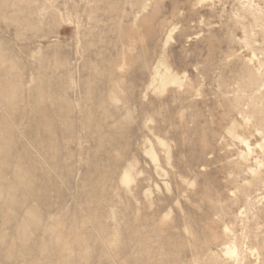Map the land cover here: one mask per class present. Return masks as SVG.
Listing matches in <instances>:
<instances>
[{
    "label": "rangeland",
    "instance_id": "obj_1",
    "mask_svg": "<svg viewBox=\"0 0 264 264\" xmlns=\"http://www.w3.org/2000/svg\"><path fill=\"white\" fill-rule=\"evenodd\" d=\"M256 262L264 0H0V264Z\"/></svg>",
    "mask_w": 264,
    "mask_h": 264
},
{
    "label": "bare ground",
    "instance_id": "obj_2",
    "mask_svg": "<svg viewBox=\"0 0 264 264\" xmlns=\"http://www.w3.org/2000/svg\"><path fill=\"white\" fill-rule=\"evenodd\" d=\"M199 3H200V2H199ZM201 3H202V2H201ZM146 8H147V7H146ZM146 8H145V9H146ZM171 29H175V26H174V28L172 27ZM170 31H171V30L168 31V33H167L168 35L171 34ZM173 31H174V30H173ZM175 31H176V30H175ZM168 35H166V37H167ZM199 35H200V34H199ZM196 37H197V36H196ZM167 38L170 39V35H169ZM167 38H166V39H167ZM171 40H172V39H170V41H171ZM166 45H167V44H166ZM173 75H174V74H172L170 71H167V72H166V75L163 76V79H164V80H167L168 77L173 76ZM174 76H175V75H174ZM169 80H170V79H169ZM173 80H174V81H171V85H173V84L175 85V83H179V85H180L181 82H178V80L175 81L176 79H173ZM180 81H181V80H180ZM176 85H177V84H176ZM179 87H180V86H179ZM231 131H232V129H231ZM231 131H229V133H231ZM234 135H235V134H234ZM236 138H237V137H236ZM245 141H247V140H245ZM245 141L243 142V144L245 145L246 150H247V152H248V150L250 151V147H249L248 143L245 142ZM259 147H260V145H259ZM261 149H262V148H261ZM243 156H244V155H243ZM124 182H127V183L129 182V178H128V176L125 177ZM224 229H225V228H224ZM231 246H232V245H231ZM233 246H234V245H233ZM225 248H226V247H225ZM226 249H227V248H226ZM230 249H231V247H230ZM230 249H228L226 253H224V252H223V253H224V254L233 255L236 249H234V247H233L232 251H231ZM249 252H250V251H249ZM223 253H222V254H223ZM258 253H259V252H258ZM255 255H256V254H255ZM254 261H255V260H254ZM256 263H257V262H256ZM256 263H255V264H256ZM257 264H258V263H257Z\"/></svg>",
    "mask_w": 264,
    "mask_h": 264
},
{
    "label": "crops",
    "instance_id": "obj_3",
    "mask_svg": "<svg viewBox=\"0 0 264 264\" xmlns=\"http://www.w3.org/2000/svg\"><path fill=\"white\" fill-rule=\"evenodd\" d=\"M160 64L158 63V66H159ZM157 66V68H156V71H155V76H158V78H159V86H160V88L161 87H163V88H165L167 85H171V82L170 81H167V80H164L163 79V76L164 75H166V72L167 71H169L167 68H165V70H164V72L162 73V72H159V67ZM155 82V80L153 79L152 80V83H154ZM151 154V156L152 157H154L155 155L153 154V153H150Z\"/></svg>",
    "mask_w": 264,
    "mask_h": 264
}]
</instances>
